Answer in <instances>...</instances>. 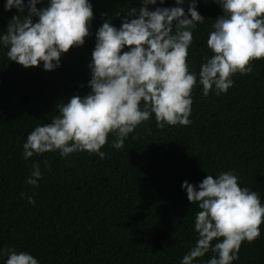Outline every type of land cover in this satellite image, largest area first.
Instances as JSON below:
<instances>
[{
    "label": "trees",
    "instance_id": "1",
    "mask_svg": "<svg viewBox=\"0 0 264 264\" xmlns=\"http://www.w3.org/2000/svg\"><path fill=\"white\" fill-rule=\"evenodd\" d=\"M90 2V35L64 53L54 70H44L42 62L25 68L10 61L0 46V249L28 251L39 264H179L195 243L199 210L187 199L183 181L198 185L209 174L233 170L240 186L256 191L264 204V57L250 61L252 72L235 74L226 93L210 90L205 96L202 86H194L188 125L160 128L151 114L120 148L111 145L109 133L103 159L79 151L25 160L27 134L50 122L57 104L90 91L88 64L97 28L106 19L119 27L141 0ZM4 3L0 0V34L19 14L15 8L5 11ZM156 6H175V0L148 5ZM187 6L185 0V11ZM197 10L205 20L193 29L186 58L196 72L212 54L206 40L222 14L215 0H198ZM33 161L42 172L35 186L27 183ZM213 255L210 250L197 258L198 264ZM4 259L6 254L0 255V264ZM232 264H264V221L260 236L243 241Z\"/></svg>",
    "mask_w": 264,
    "mask_h": 264
},
{
    "label": "clouds",
    "instance_id": "2",
    "mask_svg": "<svg viewBox=\"0 0 264 264\" xmlns=\"http://www.w3.org/2000/svg\"><path fill=\"white\" fill-rule=\"evenodd\" d=\"M222 9L211 24L205 56L199 71L189 68L188 49L193 29L205 18L197 10L198 0H175V6H156L157 0H141L130 8L119 27L106 19L95 32V46L88 64L90 91L72 95L57 104L58 114L50 122L37 124L22 145V158L34 154L87 151L98 154L111 133V145L123 146L125 138L154 114L157 127L191 123L192 91L202 86L226 93L237 73L252 72L250 61L264 57V0H215ZM5 0V11L18 15L8 21L0 34L5 55L25 68L40 66L54 70L71 47L82 46L90 35L93 6L90 0ZM161 5L164 0H159ZM26 13V14H25ZM22 14V15H21ZM34 18H38L34 20ZM126 48V50H125ZM42 177L40 164L32 162L29 185ZM233 170L205 176L198 185L185 180L181 188L196 204L195 243L179 264H198L210 250L215 253L203 264H232L238 259L241 243L260 236L264 204L259 194L241 187ZM23 196V193L21 194ZM28 203L34 204L31 196ZM213 241H215L213 243ZM3 264H39L28 251L0 249Z\"/></svg>",
    "mask_w": 264,
    "mask_h": 264
}]
</instances>
